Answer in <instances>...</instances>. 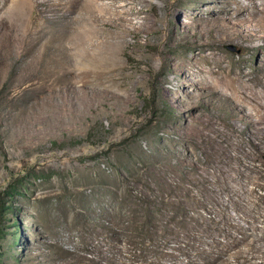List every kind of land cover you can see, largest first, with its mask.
I'll return each instance as SVG.
<instances>
[{
  "label": "rangeland",
  "instance_id": "rangeland-1",
  "mask_svg": "<svg viewBox=\"0 0 264 264\" xmlns=\"http://www.w3.org/2000/svg\"><path fill=\"white\" fill-rule=\"evenodd\" d=\"M99 3L107 20L67 26L0 0V264H200L184 248L207 234L206 186L257 117L227 80L264 75V24L237 34L264 0Z\"/></svg>",
  "mask_w": 264,
  "mask_h": 264
},
{
  "label": "bare ground",
  "instance_id": "bare-ground-1",
  "mask_svg": "<svg viewBox=\"0 0 264 264\" xmlns=\"http://www.w3.org/2000/svg\"><path fill=\"white\" fill-rule=\"evenodd\" d=\"M43 4H48V7L46 8ZM39 5L52 12L53 10L62 11L67 26L79 22L91 24L103 22L105 18L108 19L109 10L112 9L109 5L99 3V0H4L3 9L5 8V12L14 13L16 17H20L30 8ZM83 12H87V15H83ZM256 13L262 14L259 15V18L254 16L253 21L250 18L240 20L239 23L243 27L241 26L238 35H244V30H257L256 26L259 22L264 24V6L257 8ZM109 15L111 17V14ZM257 33V38H264V32ZM83 39H81L80 51L83 47L86 50L80 55H89V47L92 41L86 40L84 42ZM86 58L89 60L87 56ZM92 72L88 68H80L82 75L87 76ZM246 76V72L233 73L227 81L230 82L232 89L242 102L254 103L257 117L248 120V126L244 130L247 133V140L245 139L239 144V153L231 154L233 165H230L227 170H221L223 177L218 180L219 184L216 189L215 187L212 189L209 185L206 186L209 191L207 204L210 202L214 204L207 208L209 215H211L210 222L202 223L201 231H207V234L203 236L200 232L197 234L200 243H195L198 245L193 248H184L185 254L190 259L196 260L195 257L201 255L200 264H232L234 260L235 263L233 264H261L258 258L261 254L264 256V193H259V189L264 190V75L258 78L249 75L246 78ZM85 81L84 77L81 80L82 84ZM260 157L263 158V161L260 160ZM229 201L236 203L243 212L241 221L233 216ZM247 220L257 224H251L252 227H250L242 223V221L247 222ZM222 222L234 226L235 230L227 232L221 226ZM259 223L263 225L259 226ZM208 238L214 239V241L209 243ZM244 245L248 246L243 248ZM252 247L257 253L250 252Z\"/></svg>",
  "mask_w": 264,
  "mask_h": 264
},
{
  "label": "trees",
  "instance_id": "trees-1",
  "mask_svg": "<svg viewBox=\"0 0 264 264\" xmlns=\"http://www.w3.org/2000/svg\"><path fill=\"white\" fill-rule=\"evenodd\" d=\"M74 142L75 143H79L80 141L79 140H74ZM43 178L44 177V175H39V174H36L35 175V178ZM24 182H25V180H23V178H21V179H18V182H16V183H11L9 186H8V189H9V191H11V192H13V193H16V190L18 189V186L19 185H22V187H24L25 185H24ZM12 207H2L1 208V210H3V209H11ZM15 226H17L16 227V229L14 230V232H13V235H14V237H15V240L18 238V236H19V225H18V223H16L15 224Z\"/></svg>",
  "mask_w": 264,
  "mask_h": 264
}]
</instances>
